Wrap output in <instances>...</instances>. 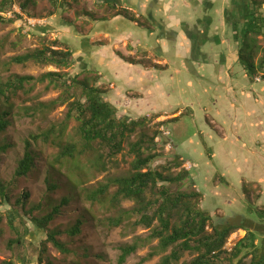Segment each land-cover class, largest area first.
<instances>
[{"label":"rangeland","instance_id":"374dc122","mask_svg":"<svg viewBox=\"0 0 264 264\" xmlns=\"http://www.w3.org/2000/svg\"><path fill=\"white\" fill-rule=\"evenodd\" d=\"M59 1L64 5L60 9H55L51 0H12L11 10L0 13V18L3 19L0 21V87L15 77L31 76L37 79L47 72L57 73L58 70L52 67H42L32 62L17 65L13 64L11 59L42 49L43 46H48L54 40H60L69 46L74 59L73 67L61 72L67 76H74L88 66V68H93L102 74V82L113 80L112 84L110 83L108 86L106 84L101 85L103 88L111 90L113 83H119L125 91L118 98L119 104L124 107L120 112L117 111V118L129 120L138 118L139 115H132L126 111L125 107L128 101L126 95L131 92L140 93V91H144L147 84L139 82L135 87L133 82L126 83L127 73H130L129 65L123 63L118 54L125 56V58L132 56L134 60L137 58L136 61L141 60V58L144 59V57H148L152 61L155 58L154 55L150 56L149 52L142 53L143 55L139 52L131 54V42L125 38H121L117 43L112 42L114 44L110 48L111 50H108L107 47L100 50L102 45L108 46L107 43L110 39L107 40V37L97 34L98 31L103 30V27L101 24H96L90 20L86 14L92 15V18H97L112 14V8L102 5L98 0ZM124 6L127 7V4L125 3ZM117 10L122 9L117 8ZM177 10L181 14L186 13L181 7H178ZM262 12L264 13V9ZM136 15L139 14L136 13ZM199 15L200 13H197L196 17ZM216 15L219 16L218 13ZM212 16L214 17V14ZM8 20H14V22L8 23ZM140 20L147 28H151L150 20L144 18ZM200 20L201 23L202 17ZM189 21L190 19H188ZM32 24L34 25L31 26ZM125 24L132 27L128 22ZM200 27L202 28V26ZM222 27L215 28L218 30L217 33L222 38V42L218 45L207 46L205 49L207 53L211 48L209 52L212 58L211 68H214L217 75H222L224 72L223 65L232 63L234 65L233 71L245 75L236 59L237 43L234 38L236 31L233 32L227 25L223 27L225 32H222L224 31L221 29ZM133 28L137 30H131L134 41H138L140 44L145 41L148 42L147 31L142 33L136 27ZM213 28L209 26V31L212 32ZM92 33L96 34L91 35ZM86 37L91 38L92 47H89L90 50L85 48L84 40ZM147 44L145 43V45ZM183 49L184 51L178 53L187 55L188 52L185 48ZM105 51L106 54H103L102 52ZM90 53L93 54L90 56ZM168 54L170 51H167ZM177 54L174 56L175 59L171 58L170 60L173 63L169 66V71L165 74L158 73L156 77L160 83L162 80L164 82V79H169L164 87L170 88V90L167 91L163 87V90L169 93L178 90L179 86H185L187 98H182L180 101V97H176V101H172L183 109L186 105L193 106L194 101L189 94L193 85L191 83L188 85L187 82L193 81L194 78L183 72V70L189 69L186 64L187 60L181 58L182 56H177ZM117 59L122 63H119ZM222 59H225V63H221ZM206 66L208 67L206 70H209V66ZM169 75L173 80H170ZM123 76L125 77L123 78ZM80 79L82 76L78 80ZM232 86L241 90L242 86L251 89L250 95L257 93L259 103H262L264 94L261 93V90L262 87L264 89V81L250 85L244 80H236ZM194 92L196 95L201 94V90L197 87H194ZM61 96L62 92L48 86L47 81L44 83L33 82L30 85H24L22 89L9 90L5 95H0V114H7L4 120L9 124L6 131L0 133V182L8 185L7 189L10 195L9 203L3 204L1 202L0 205V264L3 262L38 264L37 257L44 247L46 249L44 261L50 264H118L120 248L139 239L141 241L138 249L124 262V264H137L142 258L156 250L158 241H150L147 237L151 229L157 226V223L153 224L151 229L135 227L134 222L137 216L132 213L123 214L124 211H130L134 207L132 202L125 201L120 208H114L110 204V197L115 192L114 187L108 190V194L101 203L88 201L87 194L112 179L129 175V164L134 160V155L129 151L130 144L138 140L141 130L138 129L124 142L123 150L114 158L108 159L106 149L100 151L103 160L100 161L99 165L94 164L95 159H91L89 153L75 155L74 159L57 162L56 157L59 149L55 143H73L77 145L78 149L81 145L79 136L76 134L77 123L72 119H65L66 105L52 108L38 107L39 104L47 105ZM129 102L131 104L133 100L130 99ZM164 108L169 113L172 112V107L165 106ZM203 122L200 117L194 118L189 115H182L173 122H167L164 127L169 132L168 139L172 151L168 146L165 147L164 143H158V148L153 152L156 159L151 168L161 171L162 167H166L168 171L164 173V176L169 178L176 176L180 170H185L183 163L179 168L173 163V157L179 153L178 149L182 144L180 151L190 161L191 168L187 171L189 177L182 183L167 185L168 188L171 191H176L178 188L184 192H190L192 188H195L203 195L202 208L211 213L224 214L223 216L217 215L219 219L225 218L226 222L234 224L237 222V225L242 224L252 228V230L257 228L260 233L256 235V245L259 246L264 240V222L257 218L255 210L264 207L263 189L259 190L256 184L252 187L248 186L253 191L249 197L251 202H249L242 192L240 180L241 177L252 178L255 176V171L251 170L252 162L243 164L240 157H233L230 162L224 159L220 161L217 157L212 161L208 160L203 153L198 133H203L205 144L212 152L218 148L214 146L216 142L214 134H210L201 128L200 124ZM52 126L56 130L55 134L51 136V140L54 141L53 144L43 143L40 140L34 142L30 139L31 136L41 134ZM149 128V131H146L148 136L152 135L154 131V127L150 126ZM252 133L253 135L249 134L251 138L255 137L256 131H252ZM237 134L239 137L242 136L239 132ZM190 138L193 140L189 141ZM26 141L30 143L29 151L34 157L35 168L28 175L16 178L14 173L19 161L23 158ZM186 141H189L188 145H185ZM245 141L250 142V139L246 138ZM241 145L243 143H237L238 148ZM233 147L235 145L228 146V143L224 146L226 150L228 148L233 150ZM112 162H116L118 166H114ZM103 163H105V170H102L100 166ZM257 166L264 169V163L254 161L253 168L255 169ZM215 177L226 180L229 186L219 183L218 180L215 182ZM189 181L194 186H191ZM52 185L57 188L49 191L48 188ZM24 194H27V198H23ZM259 194L260 197L262 195L260 200L257 199ZM64 199L67 201L66 205L60 209L59 215L44 231H39L33 227L30 222L31 217L39 218L49 213L54 206H58ZM17 200L23 202L24 208L16 204ZM37 206L40 207L34 209ZM30 209L33 210L31 215L25 217L24 212ZM11 210L17 211V219L14 224L17 227L16 230L22 237L25 235L20 245L13 244L18 236L11 230L7 220V213ZM233 211L235 213H229ZM118 217L122 218L121 224L118 227H109L108 220ZM78 220L83 223L80 228L81 233L72 238L68 237L66 231L73 227ZM52 233H59L56 239L69 250L68 255L60 254L50 243L46 242L47 234ZM244 236L245 232L242 230L233 233L226 242V250H231L234 244ZM155 253L144 264H158L164 254L157 251ZM190 259L191 256L185 254L179 264L188 262ZM248 261L249 257L244 259L245 263Z\"/></svg>","mask_w":264,"mask_h":264},{"label":"trees","instance_id":"16d2710c","mask_svg":"<svg viewBox=\"0 0 264 264\" xmlns=\"http://www.w3.org/2000/svg\"><path fill=\"white\" fill-rule=\"evenodd\" d=\"M51 3L55 9H60L64 5L59 0H51ZM11 5L12 0H2L0 2V13L10 11ZM263 9L264 0H239L236 3L234 2L233 7L223 18L224 24L230 26L233 32L236 31L234 37L237 43L236 59L249 84L264 81ZM114 15L116 17L122 16L126 21L146 28L140 20L141 18L132 17L133 15L126 9L119 10ZM86 16L93 22L98 23L99 21V19L92 18L90 14H86ZM0 21H3V19L0 18ZM13 22L14 20H8V23ZM146 29L148 31V28ZM203 32L204 35L200 37L193 36L190 39L187 35L185 36L190 42L189 56L192 54V43L195 46L208 41L211 44H219L217 38H208V31L203 30ZM200 39L202 41H199ZM118 55L121 61L128 65H144L146 63L155 69H163L160 65L152 64L149 58H141V60L135 61L132 56L125 58L123 55ZM11 61L17 65L32 62L42 67H52L58 70L57 73L47 72L37 79L31 76L15 77L0 87V95L3 96L9 90L16 91L33 82L44 83L47 81L48 86L62 92L61 97L49 104L38 105L40 108L66 105L65 119H72L77 123L76 134L81 142L80 148L78 149L77 145L73 143H55L59 149L56 157L57 162L74 159L75 155L89 153V157L95 159L94 164L99 165L100 161L103 160L100 151L106 149L108 159L114 158L123 150L124 142L134 135L138 129L141 130L138 140L130 144L129 151L134 155V160L129 164V175L112 179L108 183L98 186L87 194V200L92 203H101L102 199L108 194V190L114 187L115 192L110 197V204L114 208H120L123 202H132L134 207L130 211H124L123 214L132 213L137 216L134 222L135 227L151 229L153 224L157 223V226L151 229L147 239L150 241L157 240L158 245L155 251L164 254L158 264H179L185 254L191 256V259L183 264H264V240L259 246L256 245V235L260 233L257 228L252 230V228L242 224L235 226L230 222H226L225 218L219 219L217 217L219 213H211L202 208L203 195L195 188H192L190 192L180 191L178 188L176 191H171L167 185L184 182L189 177L187 171L180 170L176 176L169 178L164 176V173L168 171L166 167H162L161 171L152 170L151 165L156 159L153 152L159 146L155 142V138H160L162 133L160 129L166 122H173L177 118L156 122V118L160 116L159 113L150 117L139 116L131 120L117 118V109L106 101L112 89L107 90L101 86L103 84L108 86L110 83L112 84L113 80L102 82V74L97 70H93V68H88V66L74 76L63 74L61 71L73 67L74 59L69 46L60 40H54L48 46H43L42 49L14 57ZM80 76H82V79L78 80ZM255 78H260V80L256 82ZM4 117H7V114H0V133L5 132L9 126ZM150 126L154 127V131L152 135L148 136L146 131H149ZM55 131V127L52 126L41 134L31 136L30 139L34 142L40 140L43 143L53 144L54 141L51 140V136L55 134ZM162 143L164 142L160 139V144ZM29 149L30 143L26 141L23 158L19 161L14 173L16 178L28 175L35 168L34 157ZM112 163L114 166H118L116 162ZM173 163L179 168L182 162L176 159ZM104 164L100 165L102 170L106 169ZM216 180L219 183L228 185L222 178L215 177V182ZM190 184L193 185L192 182ZM254 184L247 181L242 183V192L249 202H251L249 197L253 193L249 187ZM256 185L261 190V186ZM7 186V184L0 182V205L1 202L3 204L9 203L10 195ZM56 188L52 185L49 186L48 190L51 191ZM259 197L260 194L257 195V199ZM23 198H27V194H24ZM66 203L67 201L64 199L58 206H54L49 213L39 218L31 217L30 222L33 227L39 231H44L59 215L60 209ZM16 204L24 208L22 201L17 200ZM39 207L37 206L34 209ZM32 211L30 209L24 212V216L31 215ZM255 213L257 218L264 222V207L255 210ZM16 219V210L7 213L10 228L18 236L13 244L20 245L25 235L22 237L19 235V231L16 230L17 227L14 226ZM121 220V217L109 219L108 225L109 227H118ZM82 225V221L78 220L73 227L66 231V235L71 238L79 235ZM238 230L244 231L245 236L238 240L231 250H226L224 247L228 238ZM58 235L59 233L47 234L46 242L50 243L60 254L68 255L69 250L56 239ZM140 241L137 239L132 244L120 248L118 264H124L126 259L136 252ZM155 251L142 258L137 264H144L151 259L156 254ZM45 253L46 249L44 247L37 257L38 264L45 262ZM247 257H249V261L245 263L244 259ZM3 264L11 263L3 262ZM44 264L50 263L45 262Z\"/></svg>","mask_w":264,"mask_h":264},{"label":"crops","instance_id":"0c3cea01","mask_svg":"<svg viewBox=\"0 0 264 264\" xmlns=\"http://www.w3.org/2000/svg\"><path fill=\"white\" fill-rule=\"evenodd\" d=\"M98 1H100L102 5L111 7L113 13L118 11L117 8H126L131 12V14L133 13V15H135L132 17L144 18L148 21L150 20L149 22L151 23V28H148L147 31V27L137 26L135 23L126 21L122 16L116 17L113 13L97 17L96 19H99V25L101 24L103 27V30L98 31L97 34L107 37V40L110 39L107 43L108 46L102 45L100 50H103L106 47L109 48L108 50H111L110 48L114 44H112V42L117 43L121 38H125L131 42V54H134V52H139V54L149 52L150 56L153 54L155 57L151 61L152 64L160 65L161 68H163L155 69L153 66L147 65L146 63L144 65H129L130 73H127L126 83L133 82V86L135 87H137V83L139 82L146 83L147 87L145 86L144 91H140V93L130 91L131 93L126 95L128 98L127 105L125 107L126 111L132 115H139L140 117H150L159 113L160 116L156 118V122H163L172 118L178 119L182 115H189L194 118L200 117L204 121L200 124L201 128L203 130H207L210 134H214L216 138L214 146L218 148L216 151L214 150L212 152L205 144L206 142L203 138V133H198L199 140L201 141L203 147V153L208 160L212 161L217 157L220 161L224 159L230 162L233 157H240V161L243 164H245V162H252L251 170L255 171V176L252 178L241 177V186L244 181L259 184L263 189V195L264 169L263 167L258 168V166L254 169L253 162L255 161L257 163L260 161L261 164L264 163V97L262 103L260 104L257 93L250 95L252 93L251 89L242 86L241 90L232 86V83L236 80H244L249 84L245 75L237 74L236 71H233L234 65L232 63L223 65L224 72L222 75L216 74L214 68H211L212 58L209 54L211 48L207 53L205 52L207 46L210 47L213 45L209 41L205 43L203 42V44L201 43L199 46H195L192 43V54L189 56L190 44L187 37L203 36V30L208 31V38H217L219 40V44L222 42V38L218 35V30L215 28L218 26L222 27V25L223 27L227 26L224 24L223 18H225L229 10L233 7L234 2L236 3L239 0ZM125 3L127 4V7L124 6ZM178 7H181L186 11V13H179L177 10ZM136 13L139 15H136ZM197 13H200L198 17H196ZM216 13H218L219 16L216 15ZM213 14L214 17L212 16ZM200 17H202L201 23ZM188 19H190L189 22ZM125 22L130 23L132 27L127 26ZM95 23L98 24L97 22ZM200 26H202V28ZM209 26L210 28L214 27L212 32L209 31ZM133 27H136L139 31L141 30L142 33L147 31L148 42L145 41L143 44H140V42L134 41V36L132 35L133 32L131 31L135 30ZM223 27L221 28L224 29L222 32H225V28ZM93 34L96 33H92L91 35ZM186 35L187 37H185ZM90 39L91 38L86 37L84 40L87 46H85V48L88 50H90L89 47H92ZM145 43L148 44L145 45ZM203 45L206 46L202 47ZM183 48H185L186 52H188L187 55H181V53H178L180 51H184ZM106 51L102 53L106 54ZM167 51H170V54L167 55ZM92 54L93 53H90V56ZM176 54L177 56H182L181 58H186V64L189 69L183 70V72L194 78L193 81L187 82L188 85L190 83L193 85L189 94L194 101V107L186 105V107L181 109L178 107L176 102H172L176 101V97H180V101L182 98H187V89L185 86H179L178 90L173 93H169L167 91L170 90V88L164 87L169 82V79H164V82L162 80V83H160L159 79L156 77L158 73L165 74L169 71L168 68L173 63L170 60L171 58L175 59L174 56ZM145 58L148 57H144V59ZM136 59L137 58H135V61ZM224 60L225 59H222L221 63H225ZM117 61H119V59H117ZM120 62L121 61H119V63ZM206 65L209 66V70H206L208 68ZM124 77L125 76H123V78ZM168 77L170 78L171 75ZM170 80L173 79L170 78ZM163 87L166 88L167 91L163 90ZM194 87L199 88L201 90V94L196 95ZM111 89V92L108 94L109 97L105 100L110 102L117 109V111L119 110L120 112L124 106L119 104L120 100L118 101V98L125 90L119 85V83H113ZM261 93L264 94L263 87ZM130 99L133 100L131 104L129 102ZM165 106H169L170 108L172 107V112L169 113V111L164 108ZM162 127L165 130V127ZM249 130L250 132H248ZM252 131H256L255 137L253 138L249 137V134L253 135ZM237 132H239L242 136L239 137ZM167 133V137L162 134L160 136L164 144H169L168 148L172 151V146L170 145L168 139L169 132ZM246 138H249L250 142L245 141ZM191 140H193V138H190L189 141ZM189 141H186L185 145H188ZM226 143H228V146L235 145V147H233L234 149L231 150V148H228V150H226L224 148ZM237 143H243V145L238 148ZM181 146L182 144L178 149L179 153L173 157V160L178 159L185 166V164H190V161L185 158L183 153L180 151ZM223 181L227 182L224 179ZM226 186H229V183ZM261 197H259V200ZM229 213H235V211ZM218 215L223 216L224 214L219 213Z\"/></svg>","mask_w":264,"mask_h":264},{"label":"built area","instance_id":"2783aa9c","mask_svg":"<svg viewBox=\"0 0 264 264\" xmlns=\"http://www.w3.org/2000/svg\"><path fill=\"white\" fill-rule=\"evenodd\" d=\"M29 23H30V22H29ZM33 25H34V24H32L31 26H33ZM255 81L258 82L259 79H258V78H255ZM160 130L162 131V135H164V136H166V137L168 136V133L164 130L163 127H161ZM155 141H156V142H159L160 139H159V138H156ZM185 168H186V170H189L191 167L189 166V164H185Z\"/></svg>","mask_w":264,"mask_h":264},{"label":"clouds","instance_id":"9594fccd","mask_svg":"<svg viewBox=\"0 0 264 264\" xmlns=\"http://www.w3.org/2000/svg\"><path fill=\"white\" fill-rule=\"evenodd\" d=\"M161 134H162V133H161ZM165 137H166V136H165ZM155 139H156V138H155ZM159 139H162V138H161V136H160V138H159ZM155 142H156V141H155ZM156 143H160V141H159V142H156ZM166 146H168V147H169V144H167V143H166V144H165V147H166ZM184 167H185V166H184ZM189 170H190V169H189ZM185 171H188V170H186V168H185ZM231 224H233V223H231ZM224 248H225V247H224ZM225 249H226V248H225ZM228 251H229V250H228Z\"/></svg>","mask_w":264,"mask_h":264},{"label":"water","instance_id":"95a60500","mask_svg":"<svg viewBox=\"0 0 264 264\" xmlns=\"http://www.w3.org/2000/svg\"><path fill=\"white\" fill-rule=\"evenodd\" d=\"M233 225L237 226V222L235 224L233 223Z\"/></svg>","mask_w":264,"mask_h":264},{"label":"flooded vegetation","instance_id":"af4514ba","mask_svg":"<svg viewBox=\"0 0 264 264\" xmlns=\"http://www.w3.org/2000/svg\"><path fill=\"white\" fill-rule=\"evenodd\" d=\"M231 224V223H230ZM233 225V224H232Z\"/></svg>","mask_w":264,"mask_h":264}]
</instances>
